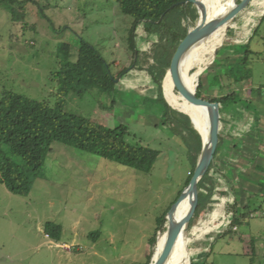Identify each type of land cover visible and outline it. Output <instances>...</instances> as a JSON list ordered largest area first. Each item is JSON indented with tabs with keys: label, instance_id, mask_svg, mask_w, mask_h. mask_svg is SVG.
I'll return each mask as SVG.
<instances>
[{
	"label": "rangeland",
	"instance_id": "obj_1",
	"mask_svg": "<svg viewBox=\"0 0 264 264\" xmlns=\"http://www.w3.org/2000/svg\"><path fill=\"white\" fill-rule=\"evenodd\" d=\"M220 1L228 12L236 6ZM262 2L254 0L191 72L212 79L222 59L246 44L252 51L248 81L224 89L205 85L203 90V98L211 99L236 89L258 108V126L242 127L234 136L241 160H227L224 167L239 174V209L252 216L224 233L228 221L208 223L201 213L188 230L185 264H264V191H259L264 186V97L252 91L264 87ZM15 7L22 9L23 19L14 21L0 5V96L3 89L13 90L109 128L124 125L128 142L156 150L159 157L145 173L54 142L28 196L0 184V264H147L150 255L154 263L166 234L158 232L155 246L149 240L158 219L185 189L190 162L182 141L164 125L163 109L155 103L156 85L145 71L118 77L135 62L129 48L133 18L113 0H18ZM230 29L237 37L228 35ZM82 40L110 64L116 77L111 92L92 89L80 96L70 89ZM64 44L70 47L66 60L58 56ZM139 65L148 66L145 59ZM170 86L174 105L185 110L188 101L173 92L171 80ZM200 126L204 136L203 118ZM225 160L222 151L217 163ZM48 222L62 226L59 241L46 232ZM167 264H173L170 257Z\"/></svg>",
	"mask_w": 264,
	"mask_h": 264
},
{
	"label": "trees",
	"instance_id": "obj_2",
	"mask_svg": "<svg viewBox=\"0 0 264 264\" xmlns=\"http://www.w3.org/2000/svg\"><path fill=\"white\" fill-rule=\"evenodd\" d=\"M17 1L0 0V5L10 11L14 21L25 16L22 9L15 7ZM185 1L113 0L122 14L133 18L129 48L134 56L135 53L138 55L137 60L129 68L121 71L118 77L125 76L131 70L140 73L145 71L144 73L156 85L155 103L163 109L164 125L186 148L190 162L186 187L193 177L202 152V137L191 122V114L173 106L167 100L163 88L172 55L189 30L197 25L199 19L195 5L184 4ZM207 1L208 8L214 16L221 17L228 13L220 0ZM226 1L236 5L235 0ZM229 26L230 24L227 25V29ZM228 35L236 34L230 29ZM242 49L241 52H232L229 57L222 59L215 67L216 73L212 79L205 80L204 74L199 77L196 90L198 97L203 98L205 85L224 89L250 79L248 62L252 51L248 44L243 45ZM58 52L60 58L68 59L69 45H60ZM142 59L148 64L146 69L139 67ZM75 65L70 81V89L74 93L82 96L92 89L104 93L114 90L116 77L111 71L110 64L84 40L80 44ZM170 80L167 83V90L171 92ZM261 88H252V91L261 96ZM172 90L175 93V89ZM209 100L220 105L222 133L215 159L199 184L200 202L191 219L189 233L201 213L202 218L208 223L228 221L229 226L224 233L246 223L252 216L250 212L239 209L242 205L237 188L239 174L235 169L230 168L232 172H229L224 167L230 164L227 160L236 164L241 160L240 156L236 155L240 147L233 144L234 136L242 127L258 126L260 119L258 108L254 107L249 99L242 98L236 89ZM127 134L128 128L124 125L109 128L83 116L57 109L45 101H37L13 90L3 89L0 96V184L15 195L28 196L34 181L42 173L44 162L52 151L54 142L97 155L136 171L149 173L159 157V152L128 142ZM222 151L224 160L226 159L223 165L217 163V156ZM259 191H264V186L260 185ZM246 205L244 209L247 210ZM169 210L170 207L158 219L154 236L149 240L151 246L156 245L159 231L164 233L161 236H165L166 214ZM45 230L56 241L61 239V225L48 222ZM186 239L185 234L180 241L185 260L188 259ZM150 262L151 255L147 259V264ZM190 264L195 263L191 261Z\"/></svg>",
	"mask_w": 264,
	"mask_h": 264
},
{
	"label": "water",
	"instance_id": "obj_3",
	"mask_svg": "<svg viewBox=\"0 0 264 264\" xmlns=\"http://www.w3.org/2000/svg\"><path fill=\"white\" fill-rule=\"evenodd\" d=\"M235 1L236 6L233 9L225 15L210 21L206 20V18H202L198 0H186L184 2V4L192 3L195 5L199 14V22L193 29L189 30L185 38L179 43L172 55L166 77L169 76L171 78L174 89L189 103L195 106L203 107L208 111L209 132L207 137H204L190 116L194 128L202 137V152L189 184L185 187L177 201L171 206L170 210L166 214L167 232L165 245L159 257L152 264H167L170 253L175 247L179 237L182 233H185L186 235L188 234L191 219L196 213L200 202V181L206 175L209 167L215 159L222 133L219 103L211 102L209 99L198 97L196 91H192L186 86L181 73L182 60L185 55L200 42L210 37L221 27L231 24L252 4L254 0ZM137 56V53H135V61L137 60ZM188 198L191 199V206L188 212L182 219L178 221L175 220L174 214L176 213L177 208Z\"/></svg>",
	"mask_w": 264,
	"mask_h": 264
},
{
	"label": "bare ground",
	"instance_id": "obj_4",
	"mask_svg": "<svg viewBox=\"0 0 264 264\" xmlns=\"http://www.w3.org/2000/svg\"><path fill=\"white\" fill-rule=\"evenodd\" d=\"M198 2H199L202 18H206V20H208V21L213 20L215 18H218L211 13V11L208 8V3L206 2V0H198ZM226 30H227V25L221 27L219 30H217L215 33H213L210 37L205 39V43H201V44L197 45L194 49L189 51L186 54L185 58L182 60V64H181L182 77H183L184 83L186 84V86L190 90L196 91V89H197V78H199L202 75V73H200V71H197L196 73H193V74L191 73L194 66H196L199 63H202V54L205 51L209 50V48L213 47L215 42L219 41L223 37ZM170 79L171 78L169 76H167L165 78L164 91H165V96H166L167 100L173 106H175L174 101H176V99H174L171 96V92L167 90V83ZM184 104H185V108H186L185 110L182 108H179V107H177V108H179L183 111L194 113V116L192 117V119L194 120L195 125H197V128L199 129V131L201 130L200 121L203 118V120L206 124V127H207V133L204 134V137H207L208 132H209V114H208V111L203 107H199V106L189 104V102L187 103L186 101H184ZM190 200L191 199L188 198L180 204V206L177 208L176 213L174 214L175 220L178 221L186 215V213L188 212V210L190 208ZM180 241H181V239L179 237L175 247L173 248V250L171 251L170 256H169L171 258L173 264H185V262H186L185 255H184V252L182 250Z\"/></svg>",
	"mask_w": 264,
	"mask_h": 264
},
{
	"label": "built area",
	"instance_id": "obj_5",
	"mask_svg": "<svg viewBox=\"0 0 264 264\" xmlns=\"http://www.w3.org/2000/svg\"><path fill=\"white\" fill-rule=\"evenodd\" d=\"M261 96H263V97H264V87H263V88H261Z\"/></svg>",
	"mask_w": 264,
	"mask_h": 264
},
{
	"label": "crops",
	"instance_id": "obj_6",
	"mask_svg": "<svg viewBox=\"0 0 264 264\" xmlns=\"http://www.w3.org/2000/svg\"><path fill=\"white\" fill-rule=\"evenodd\" d=\"M262 4H264L263 2H262ZM254 104V103H253ZM264 106V105H263ZM259 113V112H258Z\"/></svg>",
	"mask_w": 264,
	"mask_h": 264
}]
</instances>
